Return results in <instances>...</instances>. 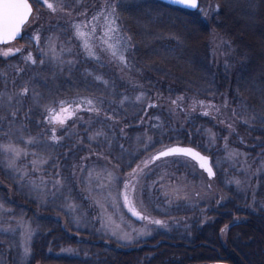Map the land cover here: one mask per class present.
Segmentation results:
<instances>
[{
	"label": "rangeland",
	"instance_id": "1",
	"mask_svg": "<svg viewBox=\"0 0 264 264\" xmlns=\"http://www.w3.org/2000/svg\"><path fill=\"white\" fill-rule=\"evenodd\" d=\"M199 1L198 9L209 20L211 1L204 5ZM32 2L34 10L24 35L36 49L29 52V45L16 41L0 48V57H7L3 53L9 49L13 50L11 54L19 49L27 59L31 56L35 60L39 55L58 67L60 73L65 67L75 68L79 63L87 65L88 61H94L100 66L95 70L87 68L84 73H90L92 80L100 84L96 90L99 94L91 88V92H87L86 87L71 98L81 109L74 113L70 110L71 118H67L68 113H61L62 107L70 108V99H61L52 106L50 115L61 114L65 118L63 125L56 123L61 134L59 147H67L60 157L48 151L42 138L17 125L14 113L26 106L21 104L24 99L10 90L0 93L3 124L0 125L3 175L0 173V186L5 189L0 190V243L5 244V248L0 247V264L11 263L10 249L15 250L13 256L17 264L28 263L32 241L38 233L34 219L37 217L57 218L66 225L105 237L110 244L128 249L157 234L189 235L193 222L209 221L215 208L232 199L239 200L237 205L247 209L264 210V140L252 138L247 130L241 129L239 117L243 116V111L231 107L227 92L193 102L196 110L207 113L208 120L218 123L216 129L205 127L196 131L201 135V143L211 148L205 154L211 157L213 178H208L194 161L184 156L152 161L156 151L181 143L168 142L164 135L169 130L167 125L171 129L182 128V120L166 95L149 90L142 78L129 70L131 42L114 12V0H48L55 11L43 0ZM243 4H246L245 9L252 7L249 2ZM88 8L92 9L91 13ZM77 25L85 33L83 38L77 35ZM112 28L116 30L111 31ZM209 40L213 63L232 67L236 63V49L231 42L216 30H212ZM85 42L88 49L84 47ZM89 50L94 55L89 56ZM122 84L134 91L131 90L130 95L120 92L118 100L125 108L129 102L134 112L144 114L132 121L133 133L127 126V111L123 110V119L113 118L99 102L104 98L109 106L113 87L117 89ZM152 103L157 104L156 109L148 111ZM157 112L162 114L153 119ZM191 114L192 111L187 112ZM165 116L169 119L166 127L162 124ZM70 139L74 141L65 145ZM7 147L18 149L20 155L5 151ZM76 153L79 157L70 160L73 165L68 168L67 154L72 158ZM19 197L33 201L35 206L22 203ZM16 203L31 208L32 216L16 211ZM130 207L148 219H139ZM49 209H53V213ZM150 220L164 223L157 225ZM226 233L223 229L224 242ZM125 235L131 238H121ZM62 251L73 254L71 249Z\"/></svg>",
	"mask_w": 264,
	"mask_h": 264
},
{
	"label": "trees",
	"instance_id": "2",
	"mask_svg": "<svg viewBox=\"0 0 264 264\" xmlns=\"http://www.w3.org/2000/svg\"><path fill=\"white\" fill-rule=\"evenodd\" d=\"M207 1L201 0L203 5ZM210 1L209 20L199 9L193 11L159 0H114L113 7L122 29L129 34V70L139 75L148 89L166 95L182 120V128L171 129L170 125L165 126L169 119L166 116L162 119V124L169 127L164 135L166 140L193 145L204 153H209L211 148L201 143V135L196 131L205 127L216 129L218 123L208 120L203 111L196 110L193 102L205 99L207 95L216 97L227 92L231 107L243 111V116L239 117L241 129L247 130L252 138L264 140V0ZM244 2L251 3V9H245ZM87 10L92 12L91 8ZM212 30L221 33L235 47L236 63L232 67L213 63L209 40ZM25 38L24 35L21 42L30 46L27 51H34V43ZM34 61L20 51L1 56L0 93L10 90L24 99L21 104L26 106L14 113L17 125L31 130L32 135L46 142L52 155L61 157L67 147H59L61 134L57 131V122H49L53 116L50 110L61 99H70L71 112H81L71 98L86 87L87 92L98 90L100 84L84 70H95L100 64L88 61L84 65L82 62L75 68L65 67L60 73L58 67L39 55ZM131 90L127 84L119 85L117 89L113 87L109 106L104 98L99 102L113 118L123 119V110L127 111V126L133 133L132 121L144 114L134 112L135 108H131L129 102L125 108L118 100L122 93L130 95ZM96 92L98 95L99 91ZM36 95H39L38 99ZM152 104L148 111L156 109L157 104ZM188 111H192L190 116ZM157 113L159 115H154L153 119L162 114ZM0 125L3 126L1 120ZM155 135L158 136V132ZM69 141L74 140H66L65 145ZM77 154L72 158L67 154L68 168L73 165L70 160L79 157ZM0 173L3 176L1 166ZM0 190L5 189L0 186ZM18 199L35 206L31 200ZM238 202L232 199L215 208L207 222H193L189 235L157 234L128 249L113 242L110 244L105 237L66 225L57 218L37 217L34 219L38 233L32 241L27 264H201L211 261L264 264V210H250L237 205ZM15 209L26 212L29 217L33 213L31 208L19 203ZM48 211L53 213V209ZM223 229L227 231L226 242L222 240ZM1 238L5 239L3 235ZM0 247L5 248V244L0 243ZM64 249H71L73 254L65 253ZM10 250V264H17L13 256L15 250Z\"/></svg>",
	"mask_w": 264,
	"mask_h": 264
},
{
	"label": "snow or ice",
	"instance_id": "3",
	"mask_svg": "<svg viewBox=\"0 0 264 264\" xmlns=\"http://www.w3.org/2000/svg\"><path fill=\"white\" fill-rule=\"evenodd\" d=\"M37 3L40 2V0H36ZM44 3L47 4V7L53 11H55V7L52 3H49L48 0H43ZM172 3L177 4L180 7H189V8H196L197 2L196 0H171ZM32 14V7L31 4L28 2V0H0V43H9L12 40H15L21 33V28L24 23L27 22V19ZM112 24L115 23V21H111ZM77 35L80 38H83L85 36V33L80 31V26L77 25ZM111 31H115L116 29L112 28ZM107 35V33H105ZM36 40H39V36L35 37ZM84 47L86 49L89 48V45L87 42H85ZM109 47H112L109 45ZM16 51H19L17 49ZM12 53V50L9 49L7 52H4L3 55H9ZM89 56L94 55L91 50H89ZM115 55V52H113ZM29 60H33L31 56L28 57ZM121 60H123V56L120 57ZM43 62V61H41ZM33 63L35 61L33 60ZM27 90L25 89V93ZM91 103V101H89ZM61 113H68L67 118H71L72 113L70 112L69 108H61ZM207 114V113H205ZM49 122H57L63 125L65 123V118H62L61 114H55L53 116H50ZM55 139V137H53ZM31 143V141H29ZM5 151H11L15 153V155L19 156L20 151L15 148L7 147L4 149ZM172 154H182L185 156H190L194 159H197L200 162V167L204 168L208 174L214 175L212 168L209 166V162L207 158L201 156L199 153L194 152L190 148H183V147H172L167 149L166 151L160 152L157 156L154 157V159L158 160L162 156H169ZM127 202V200H126ZM130 211H132V214L137 216L139 219L144 220L148 219L146 216L141 215L139 212L135 211L134 208L130 207ZM150 223H154L157 225L163 226V221L160 220H150ZM115 235V233H113ZM123 239H130L131 237L128 235H125L121 237Z\"/></svg>",
	"mask_w": 264,
	"mask_h": 264
},
{
	"label": "water",
	"instance_id": "4",
	"mask_svg": "<svg viewBox=\"0 0 264 264\" xmlns=\"http://www.w3.org/2000/svg\"><path fill=\"white\" fill-rule=\"evenodd\" d=\"M159 1L165 2V3L170 4V5L178 6L177 4L172 3L171 0H159ZM196 2H197V7L196 8H189V7H182V8L195 11V10H197L199 8V5H200V1L199 0H196ZM29 17H28V19H29ZM28 19H27V21H28ZM24 25H25V23L23 24V26ZM21 30H22V28H21ZM21 36H22V33H20V35L16 39L20 38ZM172 147L190 148L194 152H197L201 156L207 158V160L209 162V166L212 168V171L214 173V175H211V176L208 174V172L204 168H201L200 167V162L197 159H194V158H192L190 156H185V155H182V154H172V155H169V156H184V157H187V158L191 159L192 161H194L197 164L198 168L201 169L202 171H204L207 174L208 178H213L215 176V171H214L213 166H212V163H211V157H210V155L203 153L201 150H199L198 148H196L195 146L190 145V144L173 143L170 146H167V147H165V148H163V149H161L159 151H156L153 154V156H152V161H155L156 160V159H154V157L157 156L160 152L166 151L167 149L172 148ZM169 156H162L161 158H165V157H169ZM38 264H49V263H42V262H40ZM201 264H230V263H228L226 261H211V262L201 263Z\"/></svg>",
	"mask_w": 264,
	"mask_h": 264
},
{
	"label": "flooded vegetation",
	"instance_id": "5",
	"mask_svg": "<svg viewBox=\"0 0 264 264\" xmlns=\"http://www.w3.org/2000/svg\"><path fill=\"white\" fill-rule=\"evenodd\" d=\"M28 2L31 4L32 12H33V10H34V4H33L32 0H28ZM31 15H32V14H31ZM30 17H31V16H30ZM30 17H29V19H30ZM29 19H28V21L25 23V25L22 27V30H21L22 36H21L20 38H18V39L12 40V41L9 42V43H0V48L6 47V46H8L9 44H11V43H13V42H16V41H20V42H21L20 39H21V38L23 37V35H24L25 27H26L27 23L29 22ZM12 52H13V50H12Z\"/></svg>",
	"mask_w": 264,
	"mask_h": 264
}]
</instances>
